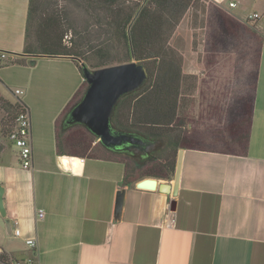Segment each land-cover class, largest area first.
Returning a JSON list of instances; mask_svg holds the SVG:
<instances>
[{
    "label": "crops",
    "instance_id": "crops-1",
    "mask_svg": "<svg viewBox=\"0 0 264 264\" xmlns=\"http://www.w3.org/2000/svg\"><path fill=\"white\" fill-rule=\"evenodd\" d=\"M211 1L243 20L257 14L248 7L264 8V0ZM27 4L0 0V51L11 57H28ZM254 21L263 31L261 16ZM82 82L65 57L0 69V96L29 113L32 149V166L23 169L0 140V219L9 223L0 222V251L16 260L34 255L38 264H264V43L246 156L184 150L176 196L122 186L118 162L68 157L63 166L54 122Z\"/></svg>",
    "mask_w": 264,
    "mask_h": 264
},
{
    "label": "trees",
    "instance_id": "trees-1",
    "mask_svg": "<svg viewBox=\"0 0 264 264\" xmlns=\"http://www.w3.org/2000/svg\"><path fill=\"white\" fill-rule=\"evenodd\" d=\"M65 1L79 3L86 12L90 11L104 32L110 34L118 45H123V57H113L111 48L95 50L88 47L85 50L88 43L83 39L77 42L78 34L70 25L69 15L62 9L57 10V0H28L23 39V54L28 57L10 56L9 64L34 66L40 57H65L77 66L82 75L80 60L94 68H102L113 59L119 63L131 59L137 61L146 69L148 83L118 102L110 125L120 132L133 133L148 141L159 142L160 145L149 156L139 157L105 147L81 125H68L71 110L81 101L88 88L83 80L81 87L54 122V142L58 156L121 163L124 165L122 186L132 185L145 178L172 180L180 149L246 156L264 41L255 26L226 13L223 16L215 15V38L238 39L242 50L238 54V62L240 55H243L241 69L247 70V73L243 77L241 92L224 110L225 120L220 126H210L208 132H185L184 121L178 114L181 58L169 46V39L190 8L205 12L206 2L211 0ZM69 31H73V35L68 46L65 37ZM91 50L96 54L86 56ZM243 62L249 64L250 71L243 68ZM0 108L7 115H16L22 109L19 101L10 103L1 98ZM11 259L0 251V264H12L14 261Z\"/></svg>",
    "mask_w": 264,
    "mask_h": 264
},
{
    "label": "rangeland",
    "instance_id": "rangeland-1",
    "mask_svg": "<svg viewBox=\"0 0 264 264\" xmlns=\"http://www.w3.org/2000/svg\"><path fill=\"white\" fill-rule=\"evenodd\" d=\"M56 4L57 10L62 9L69 15L70 25L73 31L78 34L77 42L83 39L88 43L85 50L88 47L89 49L95 48V50L96 48L105 50L111 48L113 57H123V45H118L110 34L104 32L90 11L86 12L79 3L72 4L65 0H57ZM201 4L205 3L201 2ZM205 5V12L201 9L190 8L181 18L169 39V46L181 58V87L178 114L184 121L183 131L185 132L193 130L200 132H206L207 130L208 132L210 126H220L225 120L224 110L241 92L243 77L247 73V70L241 69L242 63H240V60L243 55H240L238 62V54L242 53L240 45H238V39L232 41L225 37L221 39L215 38L217 37L215 34V15L220 14L223 16L226 13L230 17H238L225 7H220L212 1H207ZM254 11L261 16V25L264 31V8L261 6L248 7L245 13L250 14ZM100 20L102 21L103 17ZM257 21L248 22L249 25L256 26ZM257 30L261 33L263 32L260 29ZM73 31H69L65 37V43L68 46L70 45L69 40L73 35ZM112 44L113 47H110ZM94 54H96L95 51L91 50L89 54L86 53L85 55L92 57ZM80 62L84 63L90 71L129 62L138 63L133 59L123 63L113 59L102 68H94L83 60H80ZM10 65L12 64L8 63L0 67V69ZM243 68H247L250 71V66L246 62H243ZM14 76L16 78V73ZM81 85L82 83L78 89ZM13 90L14 88H12ZM0 98L4 99L1 96ZM15 116L13 113L7 115L0 108V140H3L4 143L14 149L15 147L8 140V135L13 127ZM0 222L9 224L7 218H1ZM1 229L3 231V228ZM15 260L11 259V261Z\"/></svg>",
    "mask_w": 264,
    "mask_h": 264
},
{
    "label": "water",
    "instance_id": "water-1",
    "mask_svg": "<svg viewBox=\"0 0 264 264\" xmlns=\"http://www.w3.org/2000/svg\"><path fill=\"white\" fill-rule=\"evenodd\" d=\"M82 78L88 88L81 101L71 110L68 125H81L88 129L107 148L147 157L160 143L148 141L136 134L120 132L111 127L110 121L118 102L125 96L141 90L149 80L144 66L129 62L116 66L90 71L80 62ZM183 149L176 157V165L171 182L145 178L136 183L138 189L157 190L160 193L176 196L180 179ZM3 188L0 186V216L5 217ZM122 195L116 200L119 210Z\"/></svg>",
    "mask_w": 264,
    "mask_h": 264
},
{
    "label": "built area",
    "instance_id": "built-area-1",
    "mask_svg": "<svg viewBox=\"0 0 264 264\" xmlns=\"http://www.w3.org/2000/svg\"><path fill=\"white\" fill-rule=\"evenodd\" d=\"M230 7H234L235 4L230 3ZM258 18L257 14H251L247 17V21H254ZM264 35V31L261 33ZM11 60V57L5 53L0 52V67L6 65ZM16 95L21 94L20 90H15ZM22 109L16 114L14 119V124L9 132L8 140L15 147L19 164L23 169H29L32 166V149H31V121L30 116L25 107L21 105ZM38 217L43 218L44 212L38 211ZM20 234L19 230L14 231V235L18 237ZM26 246L31 248L32 250L36 249V241L34 239L25 240ZM12 264H38V261L34 255L21 259L15 260Z\"/></svg>",
    "mask_w": 264,
    "mask_h": 264
},
{
    "label": "bare ground",
    "instance_id": "bare-ground-1",
    "mask_svg": "<svg viewBox=\"0 0 264 264\" xmlns=\"http://www.w3.org/2000/svg\"><path fill=\"white\" fill-rule=\"evenodd\" d=\"M61 161H62V164H63L64 167L67 168V167L70 166V164H69V158L68 157L61 158Z\"/></svg>",
    "mask_w": 264,
    "mask_h": 264
},
{
    "label": "flooded vegetation",
    "instance_id": "flooded-vegetation-1",
    "mask_svg": "<svg viewBox=\"0 0 264 264\" xmlns=\"http://www.w3.org/2000/svg\"><path fill=\"white\" fill-rule=\"evenodd\" d=\"M122 152H124V151H122Z\"/></svg>",
    "mask_w": 264,
    "mask_h": 264
}]
</instances>
